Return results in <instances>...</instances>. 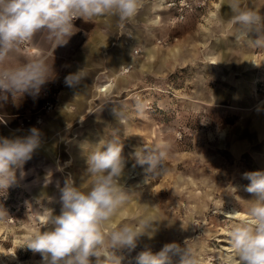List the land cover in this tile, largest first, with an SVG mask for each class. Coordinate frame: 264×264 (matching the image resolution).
Wrapping results in <instances>:
<instances>
[{
    "label": "rangeland",
    "instance_id": "obj_1",
    "mask_svg": "<svg viewBox=\"0 0 264 264\" xmlns=\"http://www.w3.org/2000/svg\"><path fill=\"white\" fill-rule=\"evenodd\" d=\"M207 2L203 12L222 3L220 10L227 13L220 12L215 23L203 16L192 24L156 31V60L168 59L155 63L160 71L143 72L128 90L106 96L108 102L100 110H91L66 138L49 144L50 156L33 153L23 166L26 175L20 178L18 170L17 184L0 191V264H40V254L23 246L45 226L51 211L60 213L65 180L72 179L77 187L86 182L88 146L81 141L87 139L89 127L98 139L119 136L125 172L134 165L137 149L171 143L165 171L148 175L133 167L136 177L125 185L135 193L116 223L134 221L146 205L161 222L152 239L141 237L134 250L117 251L121 264H136L139 252L150 248L155 253L174 241L196 250L201 264H228V230L244 218L246 201L253 198L245 190L249 181L243 174L264 171V48L238 44L229 36L230 25H221L220 17L230 15L224 0ZM245 7L264 14V0H245ZM259 35L253 31L249 38ZM176 47L172 54L169 50ZM44 98L36 111L22 115L19 129L44 123L56 106L50 97L55 106L44 110ZM138 98L146 103L142 114L135 109ZM116 107L126 113V120L118 122ZM80 150L83 162L76 158ZM178 261L173 257L172 264Z\"/></svg>",
    "mask_w": 264,
    "mask_h": 264
},
{
    "label": "clouds",
    "instance_id": "obj_2",
    "mask_svg": "<svg viewBox=\"0 0 264 264\" xmlns=\"http://www.w3.org/2000/svg\"><path fill=\"white\" fill-rule=\"evenodd\" d=\"M145 0H0V100L13 99L25 93L38 94L51 78L52 66L46 56L32 57L23 62L15 54L46 32L54 49L64 46L75 34V21L99 17L131 20ZM230 10L228 18L220 17L221 25H230L229 36L238 44L264 48V14L245 7V0H224ZM223 30V28H222ZM259 38H249L251 32ZM86 76L84 68L65 78L75 88ZM146 103L139 98L135 109L143 113ZM118 122L128 117L123 110L113 109ZM41 131L31 128L27 135L0 136V191L6 192L26 174L24 164L41 147ZM86 154V182L75 186L67 179L60 189L61 210L51 211L45 226L34 232L23 247L41 256L40 264H121L119 250H134L141 237L152 239L159 230V220L150 206L132 222L116 223L131 203L135 191L125 187L126 159L118 135L100 138L89 144ZM171 151V143L161 141L139 148L134 153L133 167L140 166L148 175L165 171L163 165ZM249 183L245 190L252 194L242 220L232 223L228 238L232 255L228 264H264V171L245 172ZM4 213L0 211V217ZM239 215V213H237ZM42 229H45L42 231ZM201 264L200 254L192 247L177 242L166 243L158 251L150 248L138 253L136 264Z\"/></svg>",
    "mask_w": 264,
    "mask_h": 264
},
{
    "label": "crops",
    "instance_id": "obj_3",
    "mask_svg": "<svg viewBox=\"0 0 264 264\" xmlns=\"http://www.w3.org/2000/svg\"><path fill=\"white\" fill-rule=\"evenodd\" d=\"M166 1L145 0L144 6L131 20L121 21L117 17L107 16L88 22L77 19L75 34L66 45L56 49L52 42L47 40L46 32L38 33L30 42L31 48L22 47L15 56L19 62L32 57L46 56L48 64L52 66V76L38 94L25 93L20 98L13 99L9 96L6 100H0V136L27 135L29 130L19 129V121L25 113L36 111L46 93L54 98L56 106L38 127L42 143L34 153L44 158L50 156L51 145L60 138H66L72 125L83 120L88 112L100 110L108 102L106 96L128 90L136 84L143 72L160 71L161 68L156 67L155 63L163 64L168 59L164 56L156 60L154 52L156 31L168 29L169 26L178 23L192 24L203 16H206L205 20H209L210 23H215L220 12L227 13L220 10L223 5L219 3V8L207 12H203L205 8L190 12L184 20L178 21L175 11L166 5ZM210 1L215 5L216 2H220ZM175 50L178 48H171L169 51L173 54ZM126 61L133 63L131 69L120 74L121 67ZM83 68L86 76L81 83L75 88L67 86L66 76ZM107 82H110L108 92H98V87ZM86 137L87 139L81 143L88 146V151L89 144H94L99 139L90 127ZM75 154L77 160L80 158L79 161L83 162L84 150Z\"/></svg>",
    "mask_w": 264,
    "mask_h": 264
},
{
    "label": "built area",
    "instance_id": "obj_4",
    "mask_svg": "<svg viewBox=\"0 0 264 264\" xmlns=\"http://www.w3.org/2000/svg\"><path fill=\"white\" fill-rule=\"evenodd\" d=\"M207 0H167L166 5L173 9L176 13V20L182 21L185 19L187 13L195 12L204 9L207 6ZM26 49L31 48V43L24 46ZM43 101V109L50 111L55 106V101L50 99V97L45 93ZM42 120L41 117L36 118V122L40 123ZM26 121H30V118L27 117Z\"/></svg>",
    "mask_w": 264,
    "mask_h": 264
},
{
    "label": "bare ground",
    "instance_id": "obj_5",
    "mask_svg": "<svg viewBox=\"0 0 264 264\" xmlns=\"http://www.w3.org/2000/svg\"><path fill=\"white\" fill-rule=\"evenodd\" d=\"M131 63L130 61H126L125 63H123L122 67H121V71H120V74L126 72V71H129L130 70V67H131ZM110 82H107L105 84H102L98 87V90L100 92H108V85H109ZM98 91V92H99ZM138 172L137 169L135 168H131L130 170H127L125 172V177L123 178L124 179V184L127 185L129 182L133 181V177H136V174L134 175L135 172ZM227 215V214H226ZM233 216V215H232Z\"/></svg>",
    "mask_w": 264,
    "mask_h": 264
}]
</instances>
